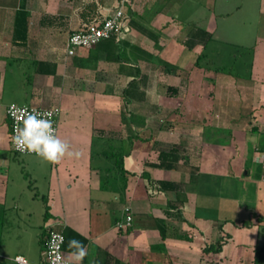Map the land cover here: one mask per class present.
Returning a JSON list of instances; mask_svg holds the SVG:
<instances>
[{
  "label": "crops",
  "instance_id": "crops-1",
  "mask_svg": "<svg viewBox=\"0 0 264 264\" xmlns=\"http://www.w3.org/2000/svg\"><path fill=\"white\" fill-rule=\"evenodd\" d=\"M120 1L0 0V262L16 264L13 259L23 256L41 263L43 240L59 221L67 259L69 241L86 246L82 264H255L264 245V17L249 44L235 39L230 0H205L200 11L203 0H196L197 23L181 15L190 0H131L119 37L69 57V37L112 16ZM20 10L27 13L28 32L18 44ZM194 28L213 35L209 47L227 41L250 49V68L240 76L196 67L204 46H185ZM184 55L195 59L187 62L194 66H184ZM127 90L133 99L126 105ZM19 91L27 104L12 101ZM12 104L59 108L58 136L79 156L52 164L16 154L7 117ZM160 113L187 132L154 131ZM95 136L125 145V189L121 182L104 186L97 167L104 160L101 142L93 159ZM156 142L181 146L177 169L154 166ZM159 181L179 184L180 198L175 190H161ZM223 205L235 212L224 223L216 216ZM128 214L132 227L120 229ZM221 243L220 253L204 251Z\"/></svg>",
  "mask_w": 264,
  "mask_h": 264
},
{
  "label": "trees",
  "instance_id": "trees-1",
  "mask_svg": "<svg viewBox=\"0 0 264 264\" xmlns=\"http://www.w3.org/2000/svg\"><path fill=\"white\" fill-rule=\"evenodd\" d=\"M15 26H16V34H15L16 43L21 42V40L23 41L26 40L27 32H28L27 31L28 29L27 13L23 12L22 10L17 12ZM21 30L23 31L24 35H22ZM20 34L22 35V37L20 36ZM112 39H115V38H112ZM212 40H213V35L209 33L208 31L201 29V28H194L189 34L188 39L185 41V46L188 49L192 50L196 46L197 43H200L204 46V53L197 58L195 66L198 68H205L208 70L211 69L215 71L216 73L221 72L225 74H235L233 71L229 70L225 66H217V67L211 66L210 63L207 62L205 57L209 55L208 48ZM18 44H21V43H18ZM204 60H206L205 63H203ZM40 64L42 66L43 65L45 66V64H42V63ZM165 66L173 70H178L177 66L171 65L169 63H165ZM248 67L250 68V65H248ZM238 75L241 76V74H238ZM167 90L168 92L172 90L178 91V89L174 87H168ZM124 99H125L126 105L130 101H132L133 96L131 95L130 90H127L126 95H124ZM134 99H135V96H134ZM133 138L134 137L129 138L130 147L133 145L132 143ZM99 142L102 143V149L100 153L104 155V160L102 164L97 167L102 170V174H103L102 182L104 186H108L109 184L115 185L117 182H121L123 188L125 189V187L127 186V182H128L127 176L129 174L124 167V158L127 155L126 150H125V145L123 143L118 144L116 141L109 139V138H105V137L100 138V136H95L94 142H93V145H94L93 159H95L96 156H98L99 151L95 150V145L97 146ZM155 148L159 152V163L155 164L154 165L155 167L160 168V169H165V170L177 169V166L182 159L181 154L183 150L181 146L176 145V144H164V143L156 142ZM194 170H197V168H194ZM194 170H192V176L195 172ZM143 176H146V174L144 173ZM157 184L160 186L161 190L171 189V190L177 191L176 195L178 198H180V193L177 190L179 188V184L172 183V182H166V181H159L157 182ZM185 201H186V195L184 193V202ZM184 222H187L185 217H184ZM244 224L247 225L248 223H244ZM161 233H162L163 239L165 240L167 238L166 231L162 229ZM260 235L264 237V227L261 228ZM47 240H48V236L45 237L43 240L44 248L47 245ZM184 240H190L188 235H184ZM223 245L224 243H221L218 247L211 245V246L206 247L204 251L208 253L210 252L220 253L223 249ZM160 248H162V250L165 249V247L162 245L160 246ZM263 251H264V245H263V248L258 250L256 254L255 264H260V258H261V254Z\"/></svg>",
  "mask_w": 264,
  "mask_h": 264
},
{
  "label": "rangeland",
  "instance_id": "rangeland-1",
  "mask_svg": "<svg viewBox=\"0 0 264 264\" xmlns=\"http://www.w3.org/2000/svg\"><path fill=\"white\" fill-rule=\"evenodd\" d=\"M200 1V0H198ZM200 1L199 2V10H202V3L204 2ZM227 0H219L218 1V5L225 2ZM231 4L229 6V8L235 12L234 15V21H233V25L235 26L236 30H238V37H236L235 39L239 40H244V43L248 42L249 44L253 43V39H254V34L255 31L259 30V28L261 29V26H263L262 23V18L264 16L261 15L260 13V9L262 8V2L263 0H230ZM190 3H192L193 5L188 8V7H184L186 9H184V11H182V13L184 12V14H181L182 16H184L185 18H189V16L191 17L192 20H195V22L197 23L198 18H200V15H198L197 12V1L196 0H190L188 1ZM242 5V10L238 11L237 10V6ZM249 31V32H247ZM245 34V36H243ZM233 37V36H232ZM234 38V37H233ZM240 41V40H239ZM209 52L211 55H209L211 58L209 60H207L208 63H210L211 66H225L227 67L229 70L233 71L235 74H243L246 72V70L249 68L248 67V63L249 61H251V53H250V49L249 50H245L243 48V46L238 45V43L235 42L234 43H229L227 41H215L211 44V46L208 48ZM185 50V48H184ZM215 51V52H214ZM221 53V54H217V53ZM213 56V57H212ZM193 61L195 59L184 55V63H186L184 66L185 67H192L194 65H190L189 63L187 64V62L189 61ZM213 62V63H211ZM186 73L184 74V85L186 84ZM202 85V84H200ZM199 85V86H200ZM204 90L207 89L208 84L204 83ZM185 88V87H184ZM28 91H33V87L29 86L27 88ZM185 92V90H184ZM205 93L202 95V99H205L207 97L206 91H204ZM24 95H22V92H16L14 96H12V101L18 103V104H27V102L24 100ZM203 101V100H202ZM204 105L202 104L200 106V109H204L203 108ZM145 114L147 113H142L141 114V120L143 121V118L145 116ZM158 114V113H157ZM155 115L158 122H154L153 125V130L154 131H158L160 129H162L163 131H167V133H175V135H184L187 130H185L184 125L183 126H174L171 124V121H167L166 119V114L165 113H160L159 116ZM187 114L184 113V116H186ZM184 119V118H183ZM202 120V118H200V121ZM162 127V128H161ZM148 132H143L144 136H148ZM180 146V145H179ZM185 147V146H184ZM189 150V152L193 153L194 155L197 154L199 157V154H201V151L198 149H196V147L194 146H188L187 148ZM186 147L184 148L185 151H187ZM199 150V151H198ZM197 157V158H198ZM43 184V183H41ZM233 210H230L229 207H225V205H223L221 207V209L219 210V212L216 213V216H219L218 218L221 219V222L224 223L227 219L230 218H235V212H233ZM36 216H38V213H36ZM37 218V217H36ZM35 218V219H36Z\"/></svg>",
  "mask_w": 264,
  "mask_h": 264
},
{
  "label": "built area",
  "instance_id": "built-area-1",
  "mask_svg": "<svg viewBox=\"0 0 264 264\" xmlns=\"http://www.w3.org/2000/svg\"><path fill=\"white\" fill-rule=\"evenodd\" d=\"M131 0H121L118 8L114 14L104 20L94 22L84 29L73 33L66 44V52L69 57L76 54L79 49H89L104 40L117 38L121 35L125 24V9ZM33 110L39 112H50L52 115L50 119L53 121V126L56 129V134L59 132V108H43L39 106H21L12 104L7 109V117L10 123L12 149L19 155H35L28 153H21L16 150L13 137L15 135V129L23 126V120L26 113ZM36 156V155H35ZM133 225V217L128 214L125 222H119L120 229H128ZM65 233L61 222L49 226V234L47 245L42 253L43 260L39 264H65L67 258L64 255ZM16 264H33L23 256H17L13 259Z\"/></svg>",
  "mask_w": 264,
  "mask_h": 264
},
{
  "label": "clouds",
  "instance_id": "clouds-1",
  "mask_svg": "<svg viewBox=\"0 0 264 264\" xmlns=\"http://www.w3.org/2000/svg\"><path fill=\"white\" fill-rule=\"evenodd\" d=\"M50 112L33 110L27 112L23 126L15 129L13 142L17 151L35 154L43 161L58 164L65 158L78 157L79 152L71 149L70 144L56 134ZM72 251L68 254L65 264H82L87 249L77 240L69 241Z\"/></svg>",
  "mask_w": 264,
  "mask_h": 264
},
{
  "label": "water",
  "instance_id": "water-1",
  "mask_svg": "<svg viewBox=\"0 0 264 264\" xmlns=\"http://www.w3.org/2000/svg\"><path fill=\"white\" fill-rule=\"evenodd\" d=\"M0 264H4V263L0 262Z\"/></svg>",
  "mask_w": 264,
  "mask_h": 264
}]
</instances>
